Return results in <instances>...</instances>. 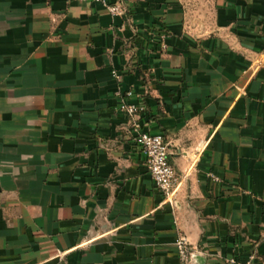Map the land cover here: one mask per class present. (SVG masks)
<instances>
[{
	"label": "crops",
	"instance_id": "1",
	"mask_svg": "<svg viewBox=\"0 0 264 264\" xmlns=\"http://www.w3.org/2000/svg\"><path fill=\"white\" fill-rule=\"evenodd\" d=\"M109 2L0 0V264H264V0Z\"/></svg>",
	"mask_w": 264,
	"mask_h": 264
},
{
	"label": "built area",
	"instance_id": "2",
	"mask_svg": "<svg viewBox=\"0 0 264 264\" xmlns=\"http://www.w3.org/2000/svg\"><path fill=\"white\" fill-rule=\"evenodd\" d=\"M100 2L111 15H121L124 9L119 3H110L109 0H80ZM113 75L120 80V74L113 70ZM117 95L121 97L120 110L127 114L132 120V126L136 132V142L141 146L146 155L148 171L151 174L155 186L164 194L166 201H171L176 183L177 172L170 160L169 142L162 134L143 131L138 121V115L144 110L140 103L128 102L127 98L133 96V91L117 90ZM180 264H199V257L194 252L193 246L186 237H181L176 241ZM254 254L246 260L230 259L229 264H253Z\"/></svg>",
	"mask_w": 264,
	"mask_h": 264
}]
</instances>
